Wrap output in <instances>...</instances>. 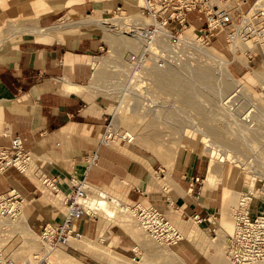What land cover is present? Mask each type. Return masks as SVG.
<instances>
[{"label":"crops","instance_id":"0c3cea01","mask_svg":"<svg viewBox=\"0 0 264 264\" xmlns=\"http://www.w3.org/2000/svg\"><path fill=\"white\" fill-rule=\"evenodd\" d=\"M238 1L244 12L254 2ZM129 2L0 0V147H8L20 137L36 161L35 172L50 176L64 193L72 189V180L85 178L89 197L92 190L105 191L127 205L155 207L175 219L180 215L186 223L196 222L194 217L199 216L204 220L196 222L200 231L213 235L222 218L223 195L232 186L222 192L221 184H214L200 198L196 196L198 185L210 179L206 156L191 150L181 154L173 167H166L130 146L132 142L116 140L109 147L99 146L110 114L91 92L90 82L108 44L100 30L71 19L104 18L122 12L126 5L139 10L138 3ZM12 20H16V28L6 29ZM188 22L194 29L205 26L195 13L188 16ZM95 150L100 161L89 167L87 156ZM38 174L30 177L15 168L7 169L0 175V196L14 188L24 200L28 226L39 235L46 226L62 223L65 212L42 189ZM196 178H200L198 183ZM260 203L258 210L252 208L253 215L262 211ZM74 229L83 238L97 241L102 231L100 218L85 216ZM104 231L115 250L132 248L133 240L122 227ZM71 243L68 250L90 258ZM178 249L186 264H215L186 244ZM90 261L98 263L92 257Z\"/></svg>","mask_w":264,"mask_h":264},{"label":"rangeland","instance_id":"374dc122","mask_svg":"<svg viewBox=\"0 0 264 264\" xmlns=\"http://www.w3.org/2000/svg\"><path fill=\"white\" fill-rule=\"evenodd\" d=\"M129 1L144 6L143 0ZM255 3V8L264 9V0H254L252 6ZM238 4L240 3L238 2L234 6L237 7ZM239 15L240 13L236 12V16ZM107 20L109 22L111 21V23L116 22L115 25L117 27H108L109 29L102 28L99 22H105ZM134 20H140L142 25L152 23L150 18L141 17L139 10L129 5H126L121 14H112L104 18L82 16L71 19V21H80L84 24L86 22L89 24L92 23L90 24V26L94 27L92 29L100 30L104 41L108 44V50L100 59L94 78L90 82V90L99 102L107 108L110 114L108 124H112L110 127L111 130L114 133L118 132L117 134L120 136L130 132L128 136L131 137L133 143L130 146H134L139 151L158 159L166 167H173L181 154L191 150L198 151L200 154L206 156L210 162V166L214 164L213 166L215 167V172H213L215 177L211 176L208 183L211 185L221 184L220 190L222 192L228 186H232L231 191L236 196L232 200L231 205L229 204L227 211H225L226 214L222 212V218L221 216L219 217L221 219L217 221L216 232L213 235H206L200 231L194 221L186 223L180 215H178V219H175L172 215H165L180 230L185 238L184 241L173 247L158 244L139 228V224L132 213L120 212L119 208L114 207V210L117 212L115 218H109L100 211H95V215L100 218L102 231L97 241L88 239L92 246L86 245L85 249L90 254L87 255L81 248L76 247L86 253L87 256L95 259L98 263L91 262L88 257L83 258L79 254H75L73 251L68 250L67 247L56 249L59 250L60 254L64 255V264H106V257L94 253L96 251L94 249L100 247L109 249L110 253L113 252L112 255L118 254L119 258L133 264L143 260L144 264H181V260L175 257L171 258L167 253H171V251L179 252L178 248L186 244L190 249L201 253L204 259H209L215 264H229L227 260V249L230 243V237L234 233V214L241 197L250 192L253 196L259 198L254 200L253 209L258 210L260 208L259 203L261 202L262 211H264V49H261L264 47V40H259L262 43L261 48L258 44V39H253L247 44L248 48H254L253 50L256 53V55L254 54L256 61L252 62L250 66L244 56V52L237 53L239 50L244 51L246 49L244 45L236 42L237 44H235L239 47L234 48L232 44L230 49L234 53H237L232 54L225 42V36L223 34L215 38L212 44L207 45L201 39L202 32L199 28L186 29L179 39H170L169 41H164L165 37H167L166 34L169 35V29H165L159 33L156 41L150 45V51L145 52V42L141 39L142 31H140V37L130 40L132 32L135 29H142L137 24L136 26L132 25ZM15 21L12 20L13 24L9 23L5 28H16L15 26L17 24H15ZM95 21L99 22H96V24ZM118 28L119 30H117ZM144 52L147 54L146 61L138 70H134L130 63V56L133 54H144ZM233 58L239 62L243 61V65L246 63L244 69L238 62L231 64ZM224 61L229 62L227 65L228 70L243 87L235 88V86H232L228 92L222 89L221 83L225 80L216 73H218L217 69L222 68ZM166 70L174 71V73H177V77L183 78L185 81L189 80L187 83L190 80L193 81L190 82L192 85L188 84V86L195 88L194 94L197 93L194 96L196 98V104H193L194 107L184 103V95L182 96V94L184 92L186 93L185 90L172 89V92L169 90L171 89L170 87L161 88L158 85L159 74L169 72ZM198 70L213 71V73L215 72V76L211 75V82L201 81L200 83L196 79ZM179 74L180 76H178ZM205 85L210 89L208 87L206 89ZM211 92L214 94L213 97L210 96L212 95ZM203 96L206 98L204 99ZM234 97L237 98L236 103L239 108L234 104V99H236ZM205 100L207 102L204 105L201 102ZM210 102L213 103L211 104ZM163 105L164 108H162ZM168 108H171V112H168ZM247 108H250L252 112L253 124L251 125L243 122L242 118L244 114L248 113L249 109ZM154 111L161 117H154ZM178 117L181 118L179 119ZM168 118H170L171 122H169ZM146 123L149 125H146ZM115 126L118 128L117 130L114 129ZM183 131H186L185 140H182L181 133ZM208 139L211 141L214 139L213 141L219 143L216 145ZM230 141L238 142L237 150H224V147L227 148L225 145L226 142ZM223 143L224 147H222ZM213 148L219 151L222 157H214L211 154L214 151ZM36 167L37 164L33 157L32 169L28 173L30 177L36 173L38 174V171L35 172ZM42 174L39 171L37 176L40 179L39 182L41 181ZM208 183L204 184L205 186L202 185V187H205L203 194L208 192V187L206 186ZM40 185L46 193L54 198L56 204L61 206L65 212L64 195L60 193L56 197V193L45 188L42 185V181ZM260 190H262L263 195H255ZM102 192L106 194L105 191ZM196 196L198 195L196 194ZM98 197L99 193L96 190H92L90 200H96ZM115 197L119 198L117 196H107L106 199L109 201L110 199H115ZM20 216L16 221H18ZM103 218L108 220L106 224ZM7 222L9 221L0 223V245L4 246L7 254L15 260L24 262L33 259L34 256L42 254L47 249L41 239L36 236L27 235V238L31 239L28 240L26 236L22 237L16 234L13 226H10V224H7L8 226L5 225ZM116 227H122L133 240V246L129 250H115L109 244L111 242L107 241L104 230L109 229L113 232ZM74 242L78 241H72L71 244ZM51 261L52 264H59L54 254Z\"/></svg>","mask_w":264,"mask_h":264},{"label":"built area","instance_id":"2783aa9c","mask_svg":"<svg viewBox=\"0 0 264 264\" xmlns=\"http://www.w3.org/2000/svg\"><path fill=\"white\" fill-rule=\"evenodd\" d=\"M144 6H140L139 12L141 17L150 18L151 24L142 25L140 20H134L133 26L142 28L141 39L145 42V52L150 51L152 45L159 33L165 29H169V35L166 34L165 40L179 39L180 36L188 29V16L192 13L198 15L200 21H204L205 26L200 31L201 39L204 43L210 45L219 35L225 36V42L230 49L234 42L242 44L246 47L244 56L248 65L256 58L254 48H248L247 44L258 39L260 48L264 40V9L258 8L256 3L245 13L242 5L238 0H143ZM240 3L235 7L236 3ZM225 3V4H223ZM236 12L240 13L236 16ZM121 14L116 12L114 14ZM119 16V15H117ZM139 24V25H138ZM111 28L117 27L113 23ZM135 27V28H138ZM119 30V28L117 29ZM123 32V31H122ZM206 45V46H207ZM249 49V50H248ZM262 50L264 47L261 48ZM133 54L130 56V63L134 70H138L146 61V53ZM234 53V54H237ZM238 62L241 67L244 65L232 59V63ZM135 75V74H134ZM236 98V97H234ZM237 98L234 99V104ZM238 107V105H237ZM239 108V107H238ZM248 115L242 116L243 122L253 124L251 109ZM246 110V109H245ZM109 123L99 140L100 147H109L116 140L128 141L132 139L127 134L120 136L111 130ZM89 167L95 166L100 161V155L97 150L91 152L87 156ZM33 156L25 150L23 140L20 137L13 139L8 147H0V175H3L7 169L15 168L20 173L28 174L32 169ZM42 185L52 192L64 195V206L66 212L64 221L60 224L48 225L40 235L45 245L49 246V250L45 249L42 254L34 256L33 259L20 262L7 254L5 247L0 245V264H52V251L54 248L68 247L71 240H79L82 235L75 231L74 225L85 216L92 217L97 211V206L91 203L89 197L90 186L85 178L80 180H72V189L68 193L62 192L54 180L44 175L41 178ZM200 178H196L198 183ZM197 197L200 196L202 185H198ZM102 197V194H99ZM255 199L250 192L241 197L234 214L235 228L234 233L230 237V243L227 249V258L231 264H257L264 262V211L257 215H253V203ZM112 203L116 200V206L133 214L139 226L143 231L151 236L158 244L166 247H173L184 241V235L180 230L165 216V214L155 208L146 207L142 204L127 205L117 199H110ZM114 200V201H113ZM261 201V200H260ZM24 200L22 196L14 189L3 196H0V223L6 221L13 222L20 215H24ZM194 220L202 224L199 216H195Z\"/></svg>","mask_w":264,"mask_h":264},{"label":"bare ground","instance_id":"6f19581e","mask_svg":"<svg viewBox=\"0 0 264 264\" xmlns=\"http://www.w3.org/2000/svg\"><path fill=\"white\" fill-rule=\"evenodd\" d=\"M40 4V3H39ZM40 6V5H39ZM36 7H37V4H36ZM92 20V19H91ZM96 22H99V21H95V23ZM86 23H88V22H86ZM95 23H93V24H95ZM99 23H101V27L102 28H107V29H109L111 26H110V24H111V21L109 22L108 20L107 21H105V22H99ZM116 22H113V25L115 24ZM90 24H92V23H90ZM97 24V23H96ZM98 25H100V24H98ZM123 25V24H122ZM100 27V26H99ZM109 27V28H108ZM192 27L190 26V27H188V29H191ZM134 31H136V32H134ZM133 32H132V35H131V37H130V40H133V39H135V38H138V37H140L141 36V29H135ZM143 34V33H142ZM236 42H234L233 43V46H234V48H238L239 46L238 45H236L235 44ZM205 55H207V54H205ZM228 63L229 62H227V61H224L223 63H222V68H219V69H217L218 70V73H216V74H218V75H220L222 78H224V82H222L221 83V85H222V89H224L226 92H228L229 90H230V88H232V86L234 87L235 86V88H238V87H243L242 86V84H240L239 83V81H237L235 78H234V76L230 73V71L228 70V68H227V65H228ZM241 63H243V61L241 62ZM244 65H246V63H244ZM170 69H172V68H170ZM173 70H175V69H173ZM166 71H169V70H166ZM213 71H214V69H213ZM213 71L211 72V71H208V70H206V71H203V70H198L197 71V81H200V83H201V81H204V82H207V81H210L211 79H212V77H211V75H213V76H215L214 74H215V72L213 73ZM162 72V71H161ZM157 73V72H156ZM159 73V72H158ZM179 73V72H178ZM196 74V73H195ZM158 75V74H157ZM178 76H180V74L178 75ZM152 77V76H151ZM158 77V76H157ZM194 80H195V78L193 77V76H191ZM195 77H196V75H195ZM175 78H176V81H175ZM192 79V80H193ZM158 85H160V87L161 88H168V87H170L171 89H169V90H171L172 91V89L173 90H175V89H177V90H185L186 91V93L184 92V94H182V96H183V99H184V103H186L187 105H189V106H193V104L195 103L196 104V102H195V100H196V98L194 97L196 94H194L195 93V91H194V89L195 88H193V87H189L188 86V84H191L190 82H193V81H191L190 80V82L189 83H187L189 80H184L183 78H180V77H177V73H174V71H169V72H162V73H160L159 74V77H158ZM223 80V79H222ZM214 81V80H213ZM212 81V82H213ZM203 82V83H204ZM211 82V81H210ZM199 83V82H198ZM199 83V84H200ZM204 84H206V83H204ZM210 84V83H209ZM192 85V84H191ZM197 86V85H196ZM195 87V86H194ZM198 87V86H197ZM201 87V86H200ZM205 87H206V85H205ZM208 87V86H207ZM207 87H206V89H207ZM210 87H211V85H210ZM201 88H203V87H201ZM209 88V87H208ZM126 89V88H125ZM159 89V88H158ZM210 89V88H209ZM71 90H73V89H71ZM201 90V89H200ZM212 90H213V88H212ZM215 90V89H214ZM221 90V89H220ZM180 91V92H181ZM201 91H203V90H201ZM233 91V90H232ZM165 92V91H164ZM173 92V91H172ZM208 92V91H207ZM156 93V92H155ZM205 93V92H204ZM218 93V92H217ZM124 94V93H123ZM158 94V93H157ZM160 94H161V92H160ZM199 94V93H198ZM203 94V93H202ZM206 94V93H205ZM210 94V93H209ZM211 94L212 95H210L211 97H213L214 96V94H213V92H211ZM163 95V94H162ZM169 95V94H168ZM237 95V94H236ZM240 95V94H239ZM169 96H171V95H169ZM218 96V95H217ZM234 96V95H233ZM241 96H242V94H241ZM211 97H209L210 99H211ZM240 97V96H239ZM203 98L205 99L206 97H204L203 96ZM167 99V98H166ZM182 99V98H181ZM213 99V98H212ZM216 99V98H215ZM243 99V98H242ZM166 101V100H165ZM178 101V100H177ZM213 101V100H212ZM164 102V101H163ZM200 102V101H199ZM205 102H207L206 100L204 101V102H201V103H203L204 105H205ZM214 102V101H213ZM212 102V103H213ZM167 103V102H166ZM165 103V104H166ZM211 103V102H210ZM211 103V104H212ZM159 104V103H158ZM169 104V103H168ZM180 105H183V104H180ZM161 106V105H160ZM199 106V105H198ZM203 106V105H202ZM215 106V105H214ZM249 106V105H248ZM185 107V106H184ZM194 107V106H193ZM218 107V106H217ZM162 108H164V105H163V107ZM167 108V107H166ZM196 108V107H195ZM179 109V108H178ZM210 109H211V107H210ZM116 110V109H115ZM168 112H171L170 110H171V108L169 109L168 108ZM183 110V109H182ZM214 110V109H213ZM219 110H220V108H219ZM155 111H157V110H155ZM154 111V114H153V116L154 117H157L158 115H157V112H155ZM207 111V110H206ZM218 111V110H217ZM216 111V112H217ZM148 112V111H147ZM151 112H153V111H151ZM166 112V111H165ZM173 112V111H172ZM213 112V111H212ZM117 113V112H116ZM121 114V113H120ZM152 114V113H151ZM117 115H118V113H117ZM116 114H115V116H117ZM176 115H177V113H176ZM225 115V114H224ZM190 116V115H189ZM255 116V115H254ZM159 117V116H158ZM161 117V116H160ZM159 117V118H160ZM170 117H172V116H170ZM177 117V116H176ZM184 117V116H183ZM187 117V116H186ZM193 117H194V115H193ZM218 117V116H217ZM223 117H225V116H223ZM117 118V117H116ZM179 118V117H178ZM181 118V117H180ZM179 118V119H180ZM212 118V117H211ZM221 118V117H220ZM227 118V117H226ZM154 119V118H153ZM163 119V118H162ZM166 119V118H165ZM169 119V122H171L170 121V118H168ZM174 119V118H173ZM207 119V118H206ZM214 119V118H213ZM212 119V120H213ZM150 120V119H149ZM152 120V119H151ZM159 120V119H158ZM195 120V119H194ZM211 120V119H210ZM210 120H209V122H210ZM198 121V120H197ZM144 122V121H143ZM151 122V121H150ZM182 123H183V121H181ZM194 123V122H193ZM141 124H143V123H141ZM148 123H146V125H147ZM223 124V123H222ZM149 125V124H148ZM180 125V124H179ZM155 127V126H154ZM204 128V127H203ZM208 128V127H207ZM114 129L115 130H117L118 128L115 126L114 127ZM215 130V129H214ZM219 130V129H218ZM258 130V129H257ZM210 131V130H209ZM221 131H222V129H221ZM255 131V130H254ZM263 131H264V129H263ZM228 132V131H227ZM212 133V132H211ZM263 133V132H262ZM128 134H130V132L128 133ZM127 134V135H128ZM182 140H185L186 139V131H183L182 133ZM224 134V133H223ZM125 135V134H124ZM205 135L207 136V134L205 133ZM209 135V134H208ZM214 135V134H213ZM260 135V134H259ZM264 135V134H263ZM215 136V135H214ZM214 136H211V137H214ZM181 137V136H180ZM252 137V136H251ZM208 138V137H207ZM214 138H217V137H214ZM212 139V138H211ZM211 143H214V144H216L217 145V143H219V142H215V141H211L210 139H208ZM216 140V139H215ZM224 140H225V138H224ZM218 141V140H217ZM222 141V140H221ZM228 141V140H227ZM253 141V140H252ZM132 142V141H131ZM260 142V141H259ZM225 143V142H224ZM224 143L222 144V147H224ZM226 147L227 148H225L224 147V150H226V151H228L229 149H232V150H237L238 149V142H236V141H230V142H226ZM218 146H221V145H218ZM214 149V151H213V153H211V154H213V156L214 157H222V154L221 153H219V151H217L215 148H213ZM264 151V150H263ZM212 152V151H211ZM214 164H211V166H210V168H209V178H211V175L213 174V172H215L214 170H215V167L213 166ZM206 184V183H205ZM205 186V185H204ZM202 187V191H201V194H200V197H201V195L203 194V192H204V188L205 187ZM207 187H208V189L210 188V186H211V184H207L206 185ZM235 191V190H234ZM255 191H256V189H255ZM104 193V192H103ZM102 193V197H98V199H96V200H93L91 203H94V204H96V206H97V211H100L103 215H105V216H107V217H109V218H115L116 216H117V212L114 210L115 208H119V210H120V212H126L127 213V211L126 210H124V209H121L120 207H118V206H116L115 204L117 203L116 202V200L114 201V203H112V201L111 200H107L106 198H107V194L105 195V194H103ZM255 195H263V192H262V190H260V191H257V193L255 194ZM59 195H56V197H58ZM236 195L235 194H233L232 193V191L231 190H228V191H226L225 193H224V195H223V212H224V214H226V212L225 211H227V209H228V207H229V204L231 205V203H232V200L234 199V197H235ZM199 197V198H200ZM236 200V199H235ZM231 201V202H230ZM116 202V203H115ZM234 203V202H233ZM115 207V208H114ZM65 212H66V210H65ZM25 215V214H24ZM7 224H10V226H13V228H14V231L16 232V234H18V235H21L22 237L24 236H26V238H27V235H30V236H36L37 238H39V239H41L42 240V237L41 236H39L38 234H36V233H34L31 229H30V227L28 226V224H27V220H26V218L23 216V215H21L20 216V218L18 219V221H13V222H7L5 225H7ZM198 225V224H197ZM8 226V225H7ZM139 228L141 229V230H143L140 226H139ZM151 237V236H150ZM152 238V237H151ZM28 239V238H27ZM28 240H31V239H28ZM27 240V241H28ZM83 240V241H82ZM25 241V240H24ZM75 241V240H74ZM76 241H78V242H74L73 244H71V245H75V247H79V248H81L84 252H86L87 253V255H89L90 254V252H88L85 248H86V245L87 246H92L91 245V242L90 241H88V239L87 238H81V239H79V240H76ZM214 241V240H213ZM82 243V244H81ZM70 245V244H69ZM84 245V246H83ZM162 246V245H161ZM46 248L49 250L50 248H49V246L48 245H46ZM93 248H95V247H93ZM56 248H54L53 249V251H52V256H53V254H54V256H55V258H56V261L59 263V264H64V255H62V254H60L59 253V250L58 249H56ZM94 250H96L94 253L95 254H97V255H100V256H104V257H106V264H133V263H129V262H127L126 260H124V259H121V258H119V255L118 254H114V255H112V253L113 252H111L110 253V250L109 249H107V248H104V247H100V248H95ZM163 252V251H162ZM164 253H166L165 251H164ZM168 255H169V257H175V258H178L179 260H181V264H186L185 262H184V260H183V258H181V256L179 255V252L177 251V252H173V251H171V253H167ZM171 254V255H170ZM162 255L164 256V254L162 253ZM167 256V255H166ZM91 258V257H90ZM167 258V257H166ZM227 260H228V262H229V264H231L230 263V261H229V259L227 258ZM52 262V261H51ZM134 264H144V260L143 261H140V262H137V263H134ZM257 264H264V262L263 263H257Z\"/></svg>","mask_w":264,"mask_h":264}]
</instances>
